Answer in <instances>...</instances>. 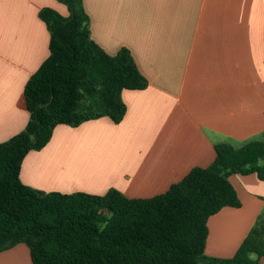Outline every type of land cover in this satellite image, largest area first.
<instances>
[{"label": "crops", "instance_id": "1", "mask_svg": "<svg viewBox=\"0 0 264 264\" xmlns=\"http://www.w3.org/2000/svg\"><path fill=\"white\" fill-rule=\"evenodd\" d=\"M90 38L107 54L131 53L144 90H123L120 123L102 117L58 125L50 142L22 161L20 181L43 193L131 199L165 193L193 168L208 167L214 146H240L264 134V0H82ZM62 17L57 0H0V144L29 114L23 91L49 55L38 12ZM238 208L207 221L205 255L231 259L264 218V181L229 178ZM256 259L255 255H250ZM264 264V258L258 259ZM0 264H32L24 244L0 252Z\"/></svg>", "mask_w": 264, "mask_h": 264}, {"label": "trees", "instance_id": "2", "mask_svg": "<svg viewBox=\"0 0 264 264\" xmlns=\"http://www.w3.org/2000/svg\"><path fill=\"white\" fill-rule=\"evenodd\" d=\"M57 1L68 16L38 12L49 55L24 87L28 122L0 144V252L24 244L32 264H260L263 217L231 259L206 256L205 244L209 217L240 206L228 178L255 174L264 181V134L240 146L216 144L208 167L193 168L148 199L115 189L101 196L43 193L20 181L23 159L43 149L56 126L75 128L102 117L118 124L126 111L121 92L147 87L128 49L110 55L90 38L82 0Z\"/></svg>", "mask_w": 264, "mask_h": 264}, {"label": "rangeland", "instance_id": "3", "mask_svg": "<svg viewBox=\"0 0 264 264\" xmlns=\"http://www.w3.org/2000/svg\"><path fill=\"white\" fill-rule=\"evenodd\" d=\"M262 263H264V262H262Z\"/></svg>", "mask_w": 264, "mask_h": 264}]
</instances>
